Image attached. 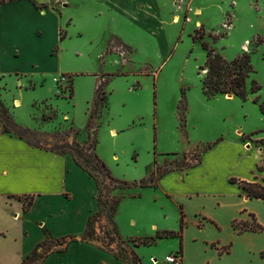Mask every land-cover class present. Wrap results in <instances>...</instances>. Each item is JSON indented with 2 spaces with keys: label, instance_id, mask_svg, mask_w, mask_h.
I'll return each mask as SVG.
<instances>
[{
  "label": "rangeland",
  "instance_id": "1",
  "mask_svg": "<svg viewBox=\"0 0 264 264\" xmlns=\"http://www.w3.org/2000/svg\"><path fill=\"white\" fill-rule=\"evenodd\" d=\"M189 1L193 9L188 7V11L201 10L192 20H186L187 10L184 16L178 11V4ZM61 2L51 0L49 4L61 7ZM171 2L155 1L154 10L164 23L160 28L153 25L151 31L132 23L118 7L99 0H65L66 6L62 4V8L41 17L13 7L14 15L21 19V34L15 36L10 26L6 27L8 46L4 50L8 54L0 59V76L6 74L4 82L11 85H3L0 96L8 114L15 121L34 125L31 129L42 147L96 141V153L111 176L128 182L145 178L150 166L156 177L191 165L206 144L219 136L237 139V129L249 131H238V138L260 141L259 133L264 130V113L259 109V102L264 101V0ZM21 4L26 3L22 0ZM229 16L232 26L227 29ZM196 20L200 24L195 25ZM199 33L202 38L194 39ZM202 41L227 59L242 51L249 53L255 70L252 78L260 90L248 93L249 100L245 101L223 94L207 99L198 73L205 58ZM30 81L39 85L32 88ZM100 83L106 100L101 101L92 125L87 127L93 87ZM182 93L184 112L178 108ZM257 96L259 102L254 103ZM112 127L122 130L119 136L113 137L108 131ZM92 176L106 187L101 192L100 218L91 223L93 231L86 239L114 251L126 264H166L164 258L172 252L181 253L183 258L177 244L179 236L156 238L165 227L179 231V211L168 199L155 198L150 188L142 192L138 189L143 187L137 185L119 189L118 182L96 173ZM117 196H124L114 219L120 238L114 235L108 216L109 201ZM230 209L228 201L217 209L219 219H226ZM260 215L264 218V208ZM194 219L189 211L186 237L181 242L184 249L187 244L191 257L197 252L193 243L201 231L193 224ZM177 225V230L172 229ZM146 237L153 238L152 243L134 246V239ZM61 246L51 245L50 250ZM134 247L138 261L129 254ZM46 249L43 247L25 264H38Z\"/></svg>",
  "mask_w": 264,
  "mask_h": 264
},
{
  "label": "crops",
  "instance_id": "2",
  "mask_svg": "<svg viewBox=\"0 0 264 264\" xmlns=\"http://www.w3.org/2000/svg\"><path fill=\"white\" fill-rule=\"evenodd\" d=\"M21 1L0 3V59L8 54L4 50L8 46L6 27L10 26L9 31L15 36L21 34V19L14 15L16 9L13 7L26 9L32 16L41 17L62 8V4L67 5L65 0H62L61 7H52L49 4L51 0H24L25 5ZM155 1L99 0L101 4L118 7L123 16L146 31H151L153 25L160 28L164 23L161 14L154 10ZM167 1L170 4L171 0ZM171 4L175 6L173 2ZM178 6L183 16L188 7L192 8L190 1ZM200 11L199 8L193 13L187 10L186 20H192V16ZM196 21L195 25L200 24L199 20ZM227 26V29L232 26L231 16ZM38 31L40 34L41 29ZM5 78L6 74L0 76L1 98L3 85L11 86L4 82ZM30 82L33 83L29 84L32 88L38 84ZM20 87L25 88L24 85ZM246 100H249V95ZM108 131L117 137L122 130L112 127ZM238 131L242 134L249 132L237 129V139L233 140L219 136L209 148L200 152L197 164L168 170L153 187L138 189L141 192L153 189L155 198L162 196L178 209V219L182 218L185 223L177 243L183 253V264H190V261L191 264H264V256L261 255L264 251V230L239 232L232 227L234 219L250 221V213L254 214L258 223L264 224L260 215L264 200L249 197L238 182L229 180L259 182L264 186V169L257 168L263 165V145L256 139L238 138ZM263 132L262 129L259 139H264ZM150 170L152 166L148 172ZM97 193L95 180L75 164L69 153L31 145L23 138L3 132L0 123V264H22L24 257L34 251L46 235L53 239L75 236L77 240L63 251L48 252L40 257L38 264H124L112 252L82 239L89 216L98 209ZM25 197L31 200L26 206L23 204ZM227 201L231 205L228 216L219 219L216 210L224 208ZM213 206L217 207L209 213ZM189 211L196 218L193 224L201 230L197 234L199 238L190 237V240L195 238L193 245L197 252L194 257H191V251H186L187 244L184 249L181 243L186 237ZM177 228L178 225L172 229ZM165 229L170 230V227ZM208 229L210 232L206 235ZM133 251L138 254L136 247Z\"/></svg>",
  "mask_w": 264,
  "mask_h": 264
},
{
  "label": "trees",
  "instance_id": "3",
  "mask_svg": "<svg viewBox=\"0 0 264 264\" xmlns=\"http://www.w3.org/2000/svg\"><path fill=\"white\" fill-rule=\"evenodd\" d=\"M6 0H0V3L5 2ZM196 34V33H195ZM193 35V38H202L203 34L199 33L197 36ZM216 37L213 36V39ZM202 47L205 50V58L202 65L199 66V74H201V89L204 94V96L207 99L213 98L216 94H223V95H233L239 97L241 100L245 101L248 93L249 94H255L257 93L261 86L259 83L252 78L253 73L255 72L253 65L251 63L250 55L246 51H242V53L236 55L232 59H227L223 54L216 51L208 42L202 41ZM250 81V87L247 88V83ZM106 97L105 91L102 89V84H98L94 89V97L92 100V108L90 111L89 119L87 122V127H90L92 125V118L97 114L98 107L101 104V101L104 100ZM253 102L257 103L259 102V98L254 97ZM179 110L181 112H184L186 109V99L184 97V94L182 93L179 105ZM259 109L262 113H264V101L259 102ZM0 122L2 125L3 132L16 135L20 138L25 139L29 144L34 146H40L36 142V134L33 129L30 127L24 126L22 124H19L16 122L7 112L5 106L3 105L2 101L0 100ZM33 141V142H32ZM260 142L262 145L264 144V139H261ZM212 145V143L206 144L204 147V150L209 148ZM46 149L51 150H57L61 152H67L71 155L73 158L75 164L79 166L81 169L86 171L94 180L98 189L97 193V204L98 209L94 214L89 216L87 220V225L85 232L83 234L82 239L91 243L90 238L91 232L93 229L90 228L91 223L95 221V219H99L101 215V192L102 189L105 186V183L102 185L99 183L98 180H96L92 173H96L99 176H101L103 179H107L108 181H114L118 182L119 189H125L129 188L130 185H137L139 187H146V186H152L155 185L157 180L163 175L164 173L159 174L158 176L154 177V171L150 170L148 172V175L145 178H141L138 181L128 182L126 180L122 179H115L111 176V173L104 163V161L97 155L96 153V141H91L89 143L85 144H79L78 142L72 141L71 143L64 142L60 144H56L53 147H42ZM201 151V152H202ZM199 162V159L194 162V164H197ZM257 168L259 170L264 169V161L263 165H258ZM167 172V171H166ZM230 182H238L239 186L245 190L246 194L249 197L252 198H260L264 200V186L259 182H248L244 180H237L235 178H230ZM120 201V198L117 196L116 198H112V200L109 201L108 204V211H109V221H111L112 224V230L114 235L117 238L119 237L118 230L116 227V224L113 219V214L115 212V209ZM31 200L27 199V197L23 198V204L26 206L30 204ZM251 217L250 221H242L234 219L232 221V227L239 231H261L264 230V224H260L256 221L254 214H249ZM184 226L183 219H180L179 223V231H173V230H163L160 233L156 234V238L158 237H174V236H181V231ZM108 234V232H107ZM88 238V239H86ZM75 236H69L67 238H58L53 239L49 235H46V238L40 242L34 251H32L29 255L25 256L23 259L22 264H25L26 260L28 258L34 257L37 255V250L42 249L43 247H46L47 251H43L42 255L40 257H44L48 252L50 251H63L71 242L76 241ZM135 244L134 246L139 245H147L152 243L153 238H139L134 239ZM61 245V247H57L55 249L50 250L51 245ZM93 244V243H91ZM96 246L95 244H93ZM100 249L107 250L104 248H101L99 246H96ZM112 252L116 257L122 258L115 254L112 250H107ZM129 254L132 255V258L134 261H138L140 257L133 251L130 250ZM261 255L264 256V251L261 252ZM123 261V260H122ZM124 264H126L123 261ZM141 264V263H139Z\"/></svg>",
  "mask_w": 264,
  "mask_h": 264
},
{
  "label": "built area",
  "instance_id": "4",
  "mask_svg": "<svg viewBox=\"0 0 264 264\" xmlns=\"http://www.w3.org/2000/svg\"><path fill=\"white\" fill-rule=\"evenodd\" d=\"M120 54H122L121 49L119 48L117 50ZM153 262H156V259H153ZM164 262L166 264H183V258L181 253L179 252H172L170 254H167L164 258Z\"/></svg>",
  "mask_w": 264,
  "mask_h": 264
},
{
  "label": "water",
  "instance_id": "5",
  "mask_svg": "<svg viewBox=\"0 0 264 264\" xmlns=\"http://www.w3.org/2000/svg\"><path fill=\"white\" fill-rule=\"evenodd\" d=\"M226 96H230V95H226Z\"/></svg>",
  "mask_w": 264,
  "mask_h": 264
}]
</instances>
